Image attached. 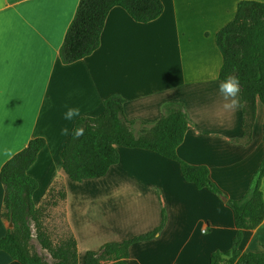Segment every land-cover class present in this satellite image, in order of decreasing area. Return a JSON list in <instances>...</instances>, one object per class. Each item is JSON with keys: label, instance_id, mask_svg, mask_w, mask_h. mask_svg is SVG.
<instances>
[{"label": "crops", "instance_id": "obj_1", "mask_svg": "<svg viewBox=\"0 0 264 264\" xmlns=\"http://www.w3.org/2000/svg\"><path fill=\"white\" fill-rule=\"evenodd\" d=\"M160 1L164 13L148 24L114 8L98 50L66 65L60 50L80 0H0V171L31 140L44 139L28 171L39 184L33 202L40 207L52 189L65 194L56 210L76 240L78 264L106 244L155 231L162 211L164 228L152 241L134 244L128 264H211L214 252L231 249L237 233L228 201L245 197L264 156L262 103L249 143L243 105L235 112L221 108L223 58L216 45L239 2L264 0ZM113 96L124 101L135 135L159 121L164 105L182 104L189 128L177 155L206 167L223 198L186 183L178 163L145 150L118 148L119 164L101 179H68L61 160L68 137L60 132L74 123L64 112L78 107L82 117L95 118ZM261 192L264 199V179ZM3 214L0 181V241L13 228ZM241 251H264V222L244 232ZM0 264L20 263L0 251Z\"/></svg>", "mask_w": 264, "mask_h": 264}, {"label": "trees", "instance_id": "obj_2", "mask_svg": "<svg viewBox=\"0 0 264 264\" xmlns=\"http://www.w3.org/2000/svg\"><path fill=\"white\" fill-rule=\"evenodd\" d=\"M114 8L124 10L138 24L156 21L164 13L160 0H80L60 50L63 64L76 63L98 50L106 19ZM216 45L223 58L219 80H223L227 74L239 77L244 139L249 143L257 102L264 106V3L239 2L233 21L217 33ZM123 105L120 97L113 96L104 102L103 111L98 117L83 116L74 123V127L83 124L86 131L79 139L69 136L62 149V168L68 179L76 183L101 179L119 164L118 148L145 150L178 163L186 183L223 198L206 167L188 165L177 155V149L189 128L182 104L164 105L159 121L151 127H143L137 135L134 134L135 123L124 117ZM45 145L44 139L31 140L0 171L4 188L3 216L13 224V228L0 241V251L20 264H78V248L73 235L69 232L56 243L44 225L50 210L58 207L65 194L52 189L40 207L37 208L33 202L39 184L28 175V171ZM263 179L264 156L245 197L239 201H228L234 212L237 233L231 249L214 252L211 264H264V251H241L244 232L253 231L264 222ZM165 224L166 216L162 211L161 223L155 231L122 243L106 244L98 252H88L84 264H128L130 248L134 244L155 239ZM34 242L43 254L37 250Z\"/></svg>", "mask_w": 264, "mask_h": 264}, {"label": "clouds", "instance_id": "obj_3", "mask_svg": "<svg viewBox=\"0 0 264 264\" xmlns=\"http://www.w3.org/2000/svg\"><path fill=\"white\" fill-rule=\"evenodd\" d=\"M218 92L222 98L221 108L224 112H235L242 106L241 87L239 77L235 74H227L223 80L219 82ZM63 119L76 123L82 119L81 111L78 107H68L63 114ZM85 126L78 124L74 128L67 126L61 129L60 134L72 139H79L85 134Z\"/></svg>", "mask_w": 264, "mask_h": 264}, {"label": "rangeland", "instance_id": "obj_4", "mask_svg": "<svg viewBox=\"0 0 264 264\" xmlns=\"http://www.w3.org/2000/svg\"><path fill=\"white\" fill-rule=\"evenodd\" d=\"M44 225L56 243L69 233L62 211L56 210V208L50 210L49 216L44 222ZM34 246L40 253H42L36 242H34Z\"/></svg>", "mask_w": 264, "mask_h": 264}]
</instances>
